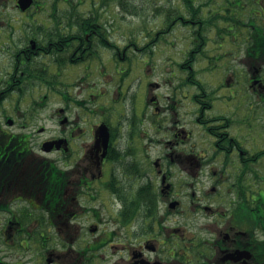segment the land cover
<instances>
[{
    "label": "flooded vegetation",
    "instance_id": "1",
    "mask_svg": "<svg viewBox=\"0 0 264 264\" xmlns=\"http://www.w3.org/2000/svg\"><path fill=\"white\" fill-rule=\"evenodd\" d=\"M96 1L0 0V264H264V0H164L159 80Z\"/></svg>",
    "mask_w": 264,
    "mask_h": 264
},
{
    "label": "rangeland",
    "instance_id": "2",
    "mask_svg": "<svg viewBox=\"0 0 264 264\" xmlns=\"http://www.w3.org/2000/svg\"><path fill=\"white\" fill-rule=\"evenodd\" d=\"M104 1L106 0H97L96 5ZM130 1L138 8L137 11H127L118 0H108L110 7V40L115 42L119 48L129 43L130 39L134 40L137 47L142 49L141 53L146 56L147 61H150L149 65L155 67L148 70L147 73L152 79L159 80L161 72L165 71L171 62L170 56H174L176 59L177 55L182 54V50L186 46V41L183 38L184 35L188 37L190 30L177 24L172 26L170 33L159 37L157 31L164 26V10L171 6H166L164 0ZM187 41H190V39ZM129 52L131 53V51ZM76 77L77 68L71 69V72L67 75V81H73ZM70 91L74 94L77 88L72 87ZM51 113H53V110L45 109L35 115V123L30 128L35 131L40 126L45 127V132L41 131L37 134V140H41L58 129L57 122L50 117ZM263 119L264 112H260V123Z\"/></svg>",
    "mask_w": 264,
    "mask_h": 264
},
{
    "label": "trees",
    "instance_id": "3",
    "mask_svg": "<svg viewBox=\"0 0 264 264\" xmlns=\"http://www.w3.org/2000/svg\"><path fill=\"white\" fill-rule=\"evenodd\" d=\"M119 3L121 4V6L125 9V10H134V11H137V7L135 5H133V3L130 1V0H118ZM189 9L193 7V3L190 2V0H186V3H185ZM165 15H166V18L169 19L172 15V9L170 7H167L165 10ZM202 32L203 30H200L199 32V35H201L200 37H203L202 36ZM199 37V36H197ZM259 220L264 222V220L262 219V217H259Z\"/></svg>",
    "mask_w": 264,
    "mask_h": 264
},
{
    "label": "water",
    "instance_id": "4",
    "mask_svg": "<svg viewBox=\"0 0 264 264\" xmlns=\"http://www.w3.org/2000/svg\"><path fill=\"white\" fill-rule=\"evenodd\" d=\"M30 2H31V0H19V3L21 4V6H22V8H25L26 6H28L29 4H30ZM105 127V125H101L100 127ZM102 127V128H103ZM106 128V127H105ZM104 129V128H103ZM104 133H105V135H104V137H106V134H107V132H106V130L104 129V131H103ZM106 139V138H105ZM104 139V140H105Z\"/></svg>",
    "mask_w": 264,
    "mask_h": 264
}]
</instances>
